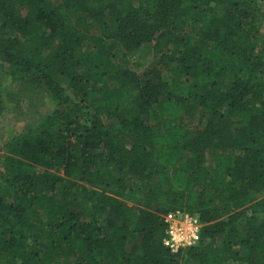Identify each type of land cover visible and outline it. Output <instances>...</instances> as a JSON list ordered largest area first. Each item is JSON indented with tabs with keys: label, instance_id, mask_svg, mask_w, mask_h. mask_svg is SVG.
<instances>
[{
	"label": "trees",
	"instance_id": "obj_1",
	"mask_svg": "<svg viewBox=\"0 0 264 264\" xmlns=\"http://www.w3.org/2000/svg\"><path fill=\"white\" fill-rule=\"evenodd\" d=\"M0 63V116L49 95L6 128L0 264H264L260 0H0Z\"/></svg>",
	"mask_w": 264,
	"mask_h": 264
},
{
	"label": "rangeland",
	"instance_id": "obj_2",
	"mask_svg": "<svg viewBox=\"0 0 264 264\" xmlns=\"http://www.w3.org/2000/svg\"><path fill=\"white\" fill-rule=\"evenodd\" d=\"M264 9V0H260ZM148 61L154 62L155 57L152 54H148ZM0 67L2 64L0 63ZM143 71V70H142ZM26 102L23 103V107L16 108L14 105L9 106L7 110L0 116V156L3 155L4 147L6 143V128L11 125L16 129L22 130L29 122L34 126L38 124L41 117L46 115L49 108V95L42 91H30ZM32 102V106L29 107V102ZM0 172H2V162L0 160Z\"/></svg>",
	"mask_w": 264,
	"mask_h": 264
},
{
	"label": "built area",
	"instance_id": "obj_3",
	"mask_svg": "<svg viewBox=\"0 0 264 264\" xmlns=\"http://www.w3.org/2000/svg\"><path fill=\"white\" fill-rule=\"evenodd\" d=\"M167 225L164 245L172 251L192 247L201 239L202 223L199 218L185 212H171L164 217Z\"/></svg>",
	"mask_w": 264,
	"mask_h": 264
}]
</instances>
